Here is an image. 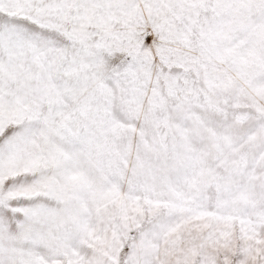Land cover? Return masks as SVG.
I'll list each match as a JSON object with an SVG mask.
<instances>
[{
  "label": "snow or ice",
  "instance_id": "6c2138e0",
  "mask_svg": "<svg viewBox=\"0 0 264 264\" xmlns=\"http://www.w3.org/2000/svg\"><path fill=\"white\" fill-rule=\"evenodd\" d=\"M0 264H264V0H0Z\"/></svg>",
  "mask_w": 264,
  "mask_h": 264
}]
</instances>
